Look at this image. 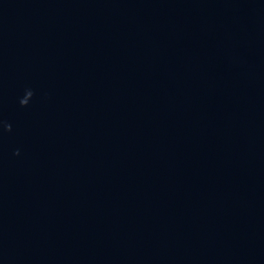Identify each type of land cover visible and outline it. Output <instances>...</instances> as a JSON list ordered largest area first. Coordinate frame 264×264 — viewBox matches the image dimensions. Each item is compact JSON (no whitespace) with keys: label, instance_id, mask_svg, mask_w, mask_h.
Here are the masks:
<instances>
[{"label":"water","instance_id":"water-1","mask_svg":"<svg viewBox=\"0 0 264 264\" xmlns=\"http://www.w3.org/2000/svg\"><path fill=\"white\" fill-rule=\"evenodd\" d=\"M0 264H264V0H0Z\"/></svg>","mask_w":264,"mask_h":264}]
</instances>
